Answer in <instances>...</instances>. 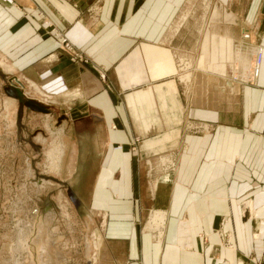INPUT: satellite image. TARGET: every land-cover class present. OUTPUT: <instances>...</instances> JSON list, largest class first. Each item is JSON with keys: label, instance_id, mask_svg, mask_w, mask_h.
Here are the masks:
<instances>
[{"label": "crops", "instance_id": "crops-1", "mask_svg": "<svg viewBox=\"0 0 264 264\" xmlns=\"http://www.w3.org/2000/svg\"><path fill=\"white\" fill-rule=\"evenodd\" d=\"M192 2L0 0V49L22 52L33 79L51 67L83 90L62 126L61 179L103 233L99 264H264V60L240 79L264 46V0H225L232 21L210 31L205 66H219L222 36L249 60L217 74L195 69L207 29L193 38ZM42 13L81 58L71 61ZM192 63L188 83L177 68ZM158 159L178 170L160 171ZM223 217L231 248L217 232Z\"/></svg>", "mask_w": 264, "mask_h": 264}, {"label": "rangeland", "instance_id": "rangeland-1", "mask_svg": "<svg viewBox=\"0 0 264 264\" xmlns=\"http://www.w3.org/2000/svg\"><path fill=\"white\" fill-rule=\"evenodd\" d=\"M191 5L186 12L193 15V38L198 29L201 34L207 29L195 69L224 73L233 61L242 68L240 65L249 60L244 49L241 46L239 52L234 50L232 39L225 36L218 44L222 52L219 66H205V60L209 64L213 61L209 45L217 44L210 31L225 33L221 29L231 22L227 24L224 19L232 21L225 0H193ZM41 16L71 61L81 58L70 43L68 46L63 42L67 36L56 30L45 13ZM0 37L1 47L7 48V36ZM11 54L0 49V264H99L103 233L99 227H88V213L77 210L70 187L61 179L62 126L73 107L71 96H81L83 90L80 86L69 87L51 67L43 71L37 67L39 78L33 79L24 72L29 61L21 62L22 52H15V60ZM193 64L177 68L188 83L196 72ZM240 70L245 78L251 67ZM158 160L160 171L167 172L170 167L178 170L173 159ZM260 212L253 210L255 215ZM150 217L147 229L157 242H162L164 233L160 234Z\"/></svg>", "mask_w": 264, "mask_h": 264}, {"label": "built area", "instance_id": "built-area-1", "mask_svg": "<svg viewBox=\"0 0 264 264\" xmlns=\"http://www.w3.org/2000/svg\"><path fill=\"white\" fill-rule=\"evenodd\" d=\"M243 35H244V38L250 37L249 32H244ZM62 39H63V42H65L66 45L69 46L70 41L68 40V38L63 37ZM263 60H264V46H263V44H257L254 47V60H253V65L251 67L249 76L246 79H241V78L240 79L244 80V81H249V80L255 79L257 77V75L259 74ZM101 76L104 77V74H101ZM227 222H228V219L226 217L221 218L220 222H219V226L217 228V232L222 239V244L225 247L231 248V247H233V233L231 230L226 228Z\"/></svg>", "mask_w": 264, "mask_h": 264}, {"label": "water", "instance_id": "water-1", "mask_svg": "<svg viewBox=\"0 0 264 264\" xmlns=\"http://www.w3.org/2000/svg\"><path fill=\"white\" fill-rule=\"evenodd\" d=\"M31 106H33V107H35V108H38V109H41L40 107H36L35 105H33V104H31ZM78 113V111H76L75 112V114H77ZM74 196V193L72 192V190H71V197H73Z\"/></svg>", "mask_w": 264, "mask_h": 264}, {"label": "bare ground", "instance_id": "bare-ground-1", "mask_svg": "<svg viewBox=\"0 0 264 264\" xmlns=\"http://www.w3.org/2000/svg\"><path fill=\"white\" fill-rule=\"evenodd\" d=\"M66 86H67V85H66ZM78 95H79V94H78ZM62 151H63V150H62ZM155 216H156V214L154 213V214H153V219L155 218Z\"/></svg>", "mask_w": 264, "mask_h": 264}]
</instances>
